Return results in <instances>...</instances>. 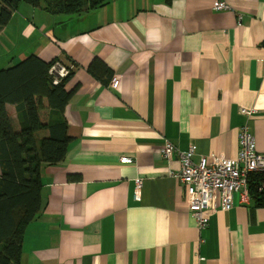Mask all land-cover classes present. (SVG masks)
Wrapping results in <instances>:
<instances>
[{
  "label": "crops",
  "instance_id": "1",
  "mask_svg": "<svg viewBox=\"0 0 264 264\" xmlns=\"http://www.w3.org/2000/svg\"><path fill=\"white\" fill-rule=\"evenodd\" d=\"M215 1L109 0L79 14L21 2L0 27V69L29 55L71 67L66 153L40 167L19 264H264V205L235 193L200 230L172 176L178 156H161L169 140L194 162L235 158L246 124L264 154V0Z\"/></svg>",
  "mask_w": 264,
  "mask_h": 264
},
{
  "label": "trees",
  "instance_id": "2",
  "mask_svg": "<svg viewBox=\"0 0 264 264\" xmlns=\"http://www.w3.org/2000/svg\"><path fill=\"white\" fill-rule=\"evenodd\" d=\"M109 0H0V27L21 2L43 6L50 14H79ZM35 55L0 69V264H19L26 226L40 210V167L63 160L69 137L64 110L72 92L66 75L53 83L51 65ZM93 60L89 68L94 71ZM104 71L105 67L102 66ZM16 106L20 128L11 124L6 106ZM39 131H45L40 139ZM249 197L264 205V173L247 179Z\"/></svg>",
  "mask_w": 264,
  "mask_h": 264
},
{
  "label": "built area",
  "instance_id": "3",
  "mask_svg": "<svg viewBox=\"0 0 264 264\" xmlns=\"http://www.w3.org/2000/svg\"><path fill=\"white\" fill-rule=\"evenodd\" d=\"M215 11L229 10L231 5L227 0H216L213 7ZM71 67L61 62H54L49 73L53 76V83H58L70 72ZM119 79L112 77L109 82L111 89H116ZM241 112L251 115L253 110L241 109ZM193 147L180 152L169 140H165L161 148V156L170 160L177 155L180 161V170L172 173L184 187L188 210L195 219L198 229L207 227L209 217L218 208L228 211L234 206V194L239 193L242 201L249 198L248 176L251 173H264V154L257 152L254 136L246 124L239 131V150L235 158H226L211 153L201 156L197 162L192 161ZM122 164H132L133 158L123 156ZM142 181L136 180L135 197L140 199ZM264 188V182L261 183Z\"/></svg>",
  "mask_w": 264,
  "mask_h": 264
}]
</instances>
